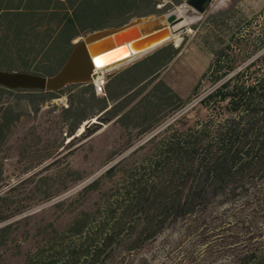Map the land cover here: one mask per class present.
I'll list each match as a JSON object with an SVG mask.
<instances>
[{
	"label": "rangeland",
	"instance_id": "1",
	"mask_svg": "<svg viewBox=\"0 0 264 264\" xmlns=\"http://www.w3.org/2000/svg\"><path fill=\"white\" fill-rule=\"evenodd\" d=\"M183 4L164 12L183 21L166 42L179 52L157 76L185 105L163 109L152 128L137 118L112 121L86 138L76 131L71 141L60 117L64 97L35 113L26 95L0 96V115L8 109L12 117L0 135V264H228L250 235L264 234V166L257 159L222 193L170 207L172 198L183 202L203 185L200 159L216 153L214 134L229 114L217 101L199 103L214 87L200 81L214 52L230 46L221 72L244 73V81L255 76L247 64L264 55V0H214L203 15ZM48 42H30L31 55H10L2 69L43 73ZM124 65L102 76L99 96ZM86 123L94 122L83 129ZM172 143L185 146L181 161L168 151ZM251 155L261 156L257 147Z\"/></svg>",
	"mask_w": 264,
	"mask_h": 264
},
{
	"label": "trees",
	"instance_id": "2",
	"mask_svg": "<svg viewBox=\"0 0 264 264\" xmlns=\"http://www.w3.org/2000/svg\"><path fill=\"white\" fill-rule=\"evenodd\" d=\"M40 2L45 5L40 6ZM180 2L181 0H174L172 3H164L163 0H38L37 4L25 6L20 11L7 12L5 9L0 14V28L1 21H8L12 26L13 40L9 43L4 37L0 38V68H3L2 64L12 62L8 58L10 55L23 60L24 54L29 56L33 53L36 45L26 46V35L34 40L49 36L42 56L48 63L44 66L46 70L39 75L50 76L63 64L75 38L83 37L92 30L120 23V13L124 14L125 20L150 13L161 14ZM160 4L162 6L156 8ZM113 18L118 19L116 23H113ZM55 22L57 24L52 28L51 24ZM9 29L5 27L6 36L10 33ZM42 49L43 47H37V51ZM224 49L214 52L212 62L200 79H210L214 86L199 101L200 105L207 107L209 103L217 101L225 104L229 113L219 123L214 134L219 148L215 154L200 159L199 171L203 185L189 189L183 202L181 198H172L169 202L172 210L187 207L195 200H203L210 193H222L231 179L250 169L254 159L258 160V165L264 166V55L247 64L245 69H252L255 76L244 81V73L241 72L229 77L222 74L223 60L227 57ZM178 52L179 48L171 43H164L121 72L109 75L101 96L92 84L68 86L59 92L11 91L0 87V96L26 95L30 103H37L35 113L44 103L64 97L66 106L60 108V117L66 136L72 137L71 141L77 138L76 131L88 120H97L99 123H93V129L86 123L80 134L83 138L99 131L103 124L133 118L148 123L149 126L145 128L147 130L155 125L152 123L156 121H152L163 109L174 113L185 105L184 100L157 76L159 70L172 61ZM228 69L232 70L233 66ZM3 70L17 71L11 67ZM197 87H194L193 93ZM11 119L9 110L5 109L0 115V135L4 128L9 127ZM15 120L18 121L19 116ZM194 146L195 142L188 147ZM256 147L261 154L259 157L251 155ZM168 149L175 154L177 161L183 159V151L186 149L184 145L172 143ZM246 241L232 251L228 264H264V234H252Z\"/></svg>",
	"mask_w": 264,
	"mask_h": 264
},
{
	"label": "water",
	"instance_id": "3",
	"mask_svg": "<svg viewBox=\"0 0 264 264\" xmlns=\"http://www.w3.org/2000/svg\"><path fill=\"white\" fill-rule=\"evenodd\" d=\"M213 1L184 0L183 7L191 15H203ZM182 21L183 17L175 12L151 14L88 32L73 43L66 60L53 75L0 69V87L37 92H59L73 85L96 87L98 77L168 42Z\"/></svg>",
	"mask_w": 264,
	"mask_h": 264
},
{
	"label": "crops",
	"instance_id": "4",
	"mask_svg": "<svg viewBox=\"0 0 264 264\" xmlns=\"http://www.w3.org/2000/svg\"><path fill=\"white\" fill-rule=\"evenodd\" d=\"M61 1H63V0H61ZM163 2L164 3H166V1H164L163 0ZM38 3V0H34V2H32V3H29V0H2L1 1V5H0V14L2 13V12H5V9H6V11L7 12H16V11H20V10H22V9H24L25 8V6H28V5H34V4H37ZM41 3V2H40ZM43 5H45V3L43 2V3H41L40 4V6H42L43 7ZM52 6H54V5H50V7H52ZM162 6V4H160V5H157L156 6V8H160ZM151 14H155V13H150V14H147V15H139V16H133V17H130L129 19H127V20H125V16H124V14H122V13H120V23H118V24H111V25H107V26H104V27H102V28H105V27H109V26H119V25H123L124 23H126V22H128L130 19H133V18H136V17H141V16H148V15H151ZM1 17V16H0ZM112 20H114L113 21V23L115 22V21H117L118 19L117 18H113ZM116 23V22H115ZM1 28H0V31L2 32L1 34H0V38H3L4 37V40H6V41H8L9 43H11V41L13 40V36H12V34H11V28H12V26L10 25V24H8V21H6V20H3V21H1ZM57 23L55 22V23H52L51 24V26H52V28L56 25ZM9 25V26H8ZM45 26V25H44ZM5 27H9L10 29H9V32L10 33H8V35L6 36V33L4 32L5 31ZM102 28H99V29H102ZM26 29V31L28 30L27 28H25ZM95 30H98V29H95ZM92 31H94V30H92ZM91 32V31H90ZM4 33V34H3ZM45 37H49V36H44V37H39V38H45ZM80 38H82V37H78V38H75L73 41H72V45H73V43H75L77 40H79ZM25 39H26V46H28V44H29V41H30V39H32V38H30L28 35H26V37H25ZM32 41V43H33V41H34V39H32L31 40ZM34 45V44H33ZM69 54V53H68ZM146 55V54H145ZM145 55H143V56H141V57H139L138 59H136V60H133V61H130L128 64H126V65H124L123 67H121L120 68V70H118V71H116L115 73H119V72H121L124 68H126L127 66H130V65H132L134 62H136L137 60H139V59H141L142 57H144ZM68 56V55H67ZM67 58V57H66ZM66 60V59H65ZM64 60V61H65Z\"/></svg>",
	"mask_w": 264,
	"mask_h": 264
},
{
	"label": "bare ground",
	"instance_id": "5",
	"mask_svg": "<svg viewBox=\"0 0 264 264\" xmlns=\"http://www.w3.org/2000/svg\"><path fill=\"white\" fill-rule=\"evenodd\" d=\"M103 84V79L102 77H98L96 80V87L99 88L101 87ZM93 122H95V120H93ZM83 131V126L78 130V133H81Z\"/></svg>",
	"mask_w": 264,
	"mask_h": 264
},
{
	"label": "built area",
	"instance_id": "6",
	"mask_svg": "<svg viewBox=\"0 0 264 264\" xmlns=\"http://www.w3.org/2000/svg\"><path fill=\"white\" fill-rule=\"evenodd\" d=\"M97 90H98L99 92H101V87L97 88Z\"/></svg>",
	"mask_w": 264,
	"mask_h": 264
}]
</instances>
